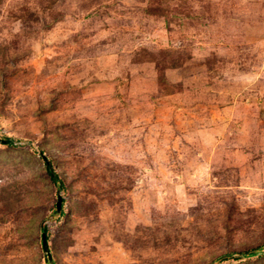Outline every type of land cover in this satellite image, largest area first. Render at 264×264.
<instances>
[{"label":"rangeland","instance_id":"1","mask_svg":"<svg viewBox=\"0 0 264 264\" xmlns=\"http://www.w3.org/2000/svg\"><path fill=\"white\" fill-rule=\"evenodd\" d=\"M4 137L0 264H264V0H0Z\"/></svg>","mask_w":264,"mask_h":264},{"label":"trees","instance_id":"2","mask_svg":"<svg viewBox=\"0 0 264 264\" xmlns=\"http://www.w3.org/2000/svg\"><path fill=\"white\" fill-rule=\"evenodd\" d=\"M6 144L8 145V144H11V141L10 140H8L7 142H6ZM45 163V168H46V171H47V173H48V175H49V178H50V180H51V182L54 184V185H56L58 188H60V187H62V182H61V180L59 179V177H58V174L57 173H55L53 170H52V168H51V165L50 164H47L46 162H44ZM56 209V208H55ZM55 209H54V214H55ZM62 213V212H61ZM42 232L44 231L45 233H46V238L48 237V233H47V228H46V226L45 225H43L42 227H41V229H40ZM264 250V243L263 244H261V245H258V246H255V247H253V248H251V249H248V250H246V251H243V252H240V253H238V256H253V255H257V254H259L261 251H263ZM226 258L227 257V255H223V256H221V257H219V258H217V260H220L221 258Z\"/></svg>","mask_w":264,"mask_h":264},{"label":"water","instance_id":"3","mask_svg":"<svg viewBox=\"0 0 264 264\" xmlns=\"http://www.w3.org/2000/svg\"><path fill=\"white\" fill-rule=\"evenodd\" d=\"M8 140L9 139L7 137H4L3 139H0V141L3 142V143H6ZM42 158L45 160V162L47 164H49L47 159L43 155H42ZM56 207H57L56 211H59V209L61 207V198L60 197H58V199H57ZM41 247H42V250L46 254L47 260L50 261L51 256L49 254V251L47 250V238H46V233L44 231L41 233Z\"/></svg>","mask_w":264,"mask_h":264}]
</instances>
